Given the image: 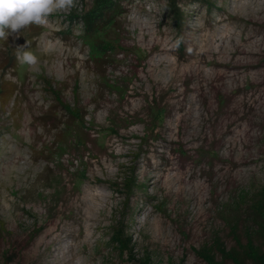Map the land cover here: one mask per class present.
<instances>
[{
  "label": "rangeland",
  "instance_id": "obj_1",
  "mask_svg": "<svg viewBox=\"0 0 264 264\" xmlns=\"http://www.w3.org/2000/svg\"><path fill=\"white\" fill-rule=\"evenodd\" d=\"M92 4L0 39V264H206L217 243L264 246V0H122L88 35ZM25 40L33 68L15 57Z\"/></svg>",
  "mask_w": 264,
  "mask_h": 264
},
{
  "label": "trees",
  "instance_id": "obj_2",
  "mask_svg": "<svg viewBox=\"0 0 264 264\" xmlns=\"http://www.w3.org/2000/svg\"><path fill=\"white\" fill-rule=\"evenodd\" d=\"M122 0H92L93 4L89 12L82 18V22L85 28V32L91 35L95 32L103 31L110 23L114 22L116 18L123 13V9L120 6ZM174 3L176 0H170ZM173 6V5H172ZM170 7L174 12L178 10L173 6ZM178 13V12H177ZM40 32H37L27 38L29 41H33L39 36ZM65 110L73 117L74 122L82 121V118L78 117L76 113H73L69 108L65 107ZM162 113L158 111L156 118L161 119ZM261 197H264V191L261 193ZM257 204H264V198ZM256 229L254 233L264 238V212H254ZM120 230L115 231L111 241L119 248V251L123 253L127 250V242L122 236ZM212 251L211 249H205L201 251V256L206 264H264V246L255 244L252 237L249 236L245 244L236 242V246L226 250L221 243H217ZM216 254L220 256V260H216Z\"/></svg>",
  "mask_w": 264,
  "mask_h": 264
},
{
  "label": "clouds",
  "instance_id": "obj_3",
  "mask_svg": "<svg viewBox=\"0 0 264 264\" xmlns=\"http://www.w3.org/2000/svg\"><path fill=\"white\" fill-rule=\"evenodd\" d=\"M76 7V0H0V39L13 36L18 39L22 30L35 26H46L49 17ZM182 37L177 39L178 49ZM191 53V49H187ZM15 57L19 65L29 68L39 63L38 56L31 50L30 42L16 45Z\"/></svg>",
  "mask_w": 264,
  "mask_h": 264
}]
</instances>
